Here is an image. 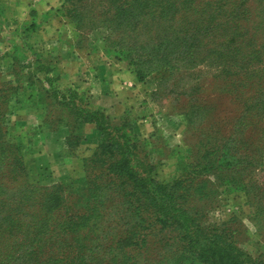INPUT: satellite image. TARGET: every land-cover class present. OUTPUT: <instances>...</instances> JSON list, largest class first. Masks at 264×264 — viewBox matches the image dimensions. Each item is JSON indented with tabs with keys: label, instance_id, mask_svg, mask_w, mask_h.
Instances as JSON below:
<instances>
[{
	"label": "rangeland",
	"instance_id": "1",
	"mask_svg": "<svg viewBox=\"0 0 264 264\" xmlns=\"http://www.w3.org/2000/svg\"><path fill=\"white\" fill-rule=\"evenodd\" d=\"M219 1V8L239 17L253 38L250 43L245 40L240 56L249 57L253 53V59L260 55L261 66L250 72L248 80L239 75L227 76L218 65L219 59L215 63L192 65L191 59L184 58L175 63L180 68L173 73L161 66L157 68L160 71L153 70L157 64L144 55V48L150 47V40L161 29L152 27L145 34H141L142 27L131 31V25L116 16L122 11L127 13V8L122 6H132L129 0H121L113 16L107 13L106 0H0V171L8 166L7 173L14 174L13 156H17L19 167L22 159L28 174V178L22 175L16 182L6 176V184L13 182L20 191L14 196L11 193L2 196L21 205L19 212H14L18 218L40 224L38 232L45 238L55 235L53 224H64L56 230V236L67 234L72 215H81L86 210L65 204L53 209L48 196L53 191L63 195L58 189L62 185L70 198L79 201L91 183L92 187L103 190L101 202L105 203L106 215L99 224L100 232L90 227L78 231L79 249L107 250L111 254L123 248L127 251L131 248L126 244L117 246L116 238L142 234L149 236L148 256L154 250L163 255L160 264H210L194 257L189 248L175 241L184 233L180 227L168 225L161 229V223L150 227L160 209L154 211L151 202L148 205L144 198L139 202L133 199L130 194L134 191L109 174L111 164L125 156L131 161L134 174L149 183L152 181L154 187H168V192L179 187L170 201L172 206L167 201L164 207L171 212L175 204L176 209L187 213L188 226L192 232L199 233L202 247L209 244L206 249L211 245L228 249L240 255L244 264H264V157L261 155L264 154V107L256 116L262 123L256 120L257 124L255 121L250 125L252 121L247 113L241 120L239 117L244 113L242 105L246 99L256 95L262 96L260 102H264V0ZM111 20L122 23L115 29ZM228 35L226 32L225 36ZM243 40L240 38L238 42ZM74 54L128 62L133 69L146 74L142 85H136L138 93L144 91L146 98L142 101L136 96L133 107L127 109L126 122L116 119L103 122V136L107 135L105 151L110 157L105 158L103 165L91 161L99 148L92 152L88 146L76 147L72 153L79 151L87 156L85 162L80 167L70 165L69 176L62 178L48 151L35 149L26 157L25 142L12 139L5 132L13 128L15 136H20L19 133L38 122V111L45 106L47 113L60 120H52V127L58 129L55 132L68 136L84 134L75 112L86 101L83 98V105H78L72 96L74 90L83 92L84 79L71 77L65 83L60 78L56 83V75L48 71L71 65ZM38 91L42 101L30 105V97L38 96ZM59 102L76 108H57ZM122 137L131 141L130 148L116 149L117 145H126ZM101 140L100 134V146ZM17 146H20L18 150ZM224 158H228L226 163L232 162L228 168ZM256 158L259 166L253 167L250 162ZM64 167L69 165L66 163ZM70 198L67 200L72 201ZM160 198L162 194L154 204L163 203L159 202ZM144 207L151 211L143 212ZM144 218L147 220L142 223ZM73 222L77 220L73 218ZM65 237L71 239L69 235ZM31 252L25 244L16 256L18 263L34 258ZM45 255L40 254L41 258ZM136 260L138 264H150L143 255Z\"/></svg>",
	"mask_w": 264,
	"mask_h": 264
},
{
	"label": "trees",
	"instance_id": "2",
	"mask_svg": "<svg viewBox=\"0 0 264 264\" xmlns=\"http://www.w3.org/2000/svg\"><path fill=\"white\" fill-rule=\"evenodd\" d=\"M120 1L121 0H106V3H108L107 13L110 15L112 13V16L115 15L117 10H119L118 6ZM129 1L131 2L130 4H132V6H122V8H127V13L122 11L120 12V15L116 16H118L121 21H124L129 26L131 25V31L137 27V29L142 27L141 34H145V32L151 30L152 27H158V29H161L154 36L155 38L150 40V47L146 49L144 48V55L148 57L152 63L157 64V67H155L153 70H156L161 66L171 70L173 73V70H178V68H180L177 67L175 63L177 61H181L184 58L191 59L192 65H198L199 63L205 64L207 62L215 63L217 59H219L218 65L224 68L223 72L227 76L229 75L235 77L239 75L248 80V75L250 72L258 69L259 66H261L262 62L261 60H258L260 56L259 54H257V56L253 59L251 58L254 55L253 53L249 54V57L240 56V48L243 47L245 40L249 41L250 43L253 38L249 36L250 34L247 28L242 25L239 17H234L227 11L223 12L221 7L219 8L221 3L219 0ZM227 3L229 7L232 6L230 2ZM232 11L233 10H230V12ZM120 23L122 22H118V20H111V24L113 27H115V29H118ZM179 28L180 30H177ZM202 28L204 32L202 31ZM226 32H229L227 37L225 36ZM240 38L244 39L243 42H238ZM237 43L240 46H238ZM237 46L239 48H237ZM216 54L218 55L217 58ZM48 71H52L56 75V83L59 82L60 78H63L61 75L62 71L59 68H56L55 70L48 69ZM156 71L160 70L157 69ZM135 72L140 82H144L146 80V74H143V72L140 70H135ZM48 78L50 77L48 76ZM72 96L75 101L78 102V105H83V98L86 101V105L76 109L75 112V116L78 120H80L79 122L82 126L81 131L84 130V126L86 124L92 123L96 125L97 130L102 135L101 146L98 145L92 150L93 152L99 148L97 151L98 154L91 161L93 163L103 165L105 158H110L108 157V153L105 151L104 142L107 138V135L103 136V122L108 121V119H116L119 120V122H126V119L125 117L120 119L112 118L106 113L105 110L94 109L89 102V98L84 92L74 90ZM29 100L31 103L30 105H33L36 102H41L42 96L40 91H38V96L30 97ZM260 100H262V96L256 97V95L252 97V99H246L242 105V111L244 113L240 114V120L246 113L250 114V121H252V124L250 125H253L257 120L256 116L258 115V111L264 107V102H260ZM56 107H65L67 109L71 107L76 108L75 105L69 107V104L62 102L57 103ZM38 113L43 118V124L40 126L26 129L21 134L19 133L20 136L18 137L15 136L16 133L13 128H11L10 131L5 132L6 136L9 133L10 138H19L25 142L26 152L24 155H26V157L32 154L34 147L40 143L42 135L47 132L50 133L58 130L54 127V125L52 127V124L54 120H60L53 118L49 113H47L45 111V106H42ZM240 120L238 124L241 123ZM257 121H260L261 123L263 122L262 119ZM83 139V133L75 136H69L68 146L70 151L74 150L76 147L79 148ZM122 140H126V145H117L116 149L130 148L128 142L131 141L126 139V137H122ZM19 148L20 146H17L16 149L18 150ZM24 155L23 160H25ZM261 155L264 157L263 153ZM13 157L14 166L12 169L15 168L13 170L14 174L10 175L7 173L9 170L8 166L6 170L0 171V264H138L136 259L139 255L147 257L148 261H150V264H160V262H162L161 258L163 255L159 251L156 252V250H154V254L152 256H148L150 251V249L147 247L149 243V236L142 234H136L138 235L137 237L135 235H127L122 239L120 238L121 236H118L114 243L117 246H123L126 244V247L128 245L131 250L126 251V249L123 248L118 253L116 251L114 254H111L110 252L108 253L107 250H81L78 248V240L76 237L78 231L90 227V230L93 229L94 232H100L102 227H100L99 224L103 221L104 216L106 215L104 209L105 203L101 202L103 199V190L101 187H92L93 185L91 183L90 185L86 186L87 188L84 192V196H82V199L79 201L74 199V197L70 198L69 193L63 190L62 185H60L58 189L65 197L63 202V195H59L55 191H53L48 196L50 205L53 209H58L65 204L71 206L72 208L75 207V209H84L86 212L77 216L72 215V218H70L71 223H69L70 229L67 234L56 236V230L63 228L64 224L61 226L53 224L52 226L55 235L45 238L43 233L38 232V229L41 228L40 224H35L32 220H28L26 218L20 219L18 218V215L14 214V212L17 213L19 212V209L22 208L17 201L10 202L8 197L2 196L3 194L7 193H11L12 196H14L20 191L19 188L13 184V182H11V184H6V176H10L11 179H14L12 180L14 182H16L15 180H20V176L22 175L23 178H28V174H26V168L22 166V159L21 167H19V163L16 159L18 158L20 160V158L17 156ZM257 158L255 160L252 159L250 162L253 167L259 166V164L258 166L256 165ZM227 159L228 158H224L223 162L226 163ZM228 163L231 164L232 162H227L225 164L226 167L229 166ZM130 164L131 161H129L124 156L123 158H120L111 164V168L109 167L111 172L109 174L112 175L116 181L121 182L122 186H127V188L134 191L132 194H130L132 195L133 199L139 202L142 198H144L148 202V205L151 202L150 206L154 207V211L156 208L160 209V211L157 212V220L152 222L150 227L151 225L155 226L156 224L160 223L163 224L161 229H164L168 225H174L176 226L175 228L180 227L184 233L183 235L180 234L181 236L179 235L177 238H175V241H179L185 247L189 248L194 257L200 258L202 261L207 263L244 264L240 255L233 253L228 249L222 247L217 248L214 245H211L208 249H206L209 244L202 247L198 240L197 234L199 233L192 232L188 226L189 220L187 213L176 209L175 204H173L171 212L167 210L166 207H164V202L166 204L167 201H169L168 204H171L172 206L170 201L174 199V194L178 191L179 187L175 186L174 188H170L169 192L168 187L160 185H156L154 187L152 185V181L149 183L145 178H142V176L138 177V175L134 174L133 167L131 168ZM259 171L261 170L259 169ZM262 189H264V187ZM99 190L101 193H99ZM160 194L163 195V198H160L159 202L163 203L158 205L154 204L156 203V197ZM68 198H70L72 201L67 200ZM136 207L140 208L141 205H137ZM142 211L150 212L151 210H149L147 207H144L142 208ZM73 218L77 220V223L73 222ZM169 219H174V221ZM146 220L147 219L144 218L142 223H145ZM18 233H21V235ZM68 235L71 239H67L65 237ZM213 238L216 239L218 237L214 236ZM25 244L28 249L32 250L31 254L34 255V258L28 262L18 263V258H16V256L21 253L22 247ZM232 250L234 251V249ZM41 253H47V255H45L46 257L41 258ZM151 258L153 259L152 262L150 260Z\"/></svg>",
	"mask_w": 264,
	"mask_h": 264
},
{
	"label": "crops",
	"instance_id": "3",
	"mask_svg": "<svg viewBox=\"0 0 264 264\" xmlns=\"http://www.w3.org/2000/svg\"><path fill=\"white\" fill-rule=\"evenodd\" d=\"M71 65L62 67L63 81L67 78H83L82 91L89 98L94 109L105 110L112 118H124L128 108L133 107L138 99L144 101L146 93H138L136 85H142L135 70L126 61L113 60L106 56L75 55L70 59ZM138 93V95L136 94ZM37 123L30 128L43 124V118L38 115ZM99 131L95 124L89 123L84 126V139L79 148L88 146L95 149L99 144ZM69 136L63 132H50L42 135L40 143L34 147L38 150L48 151L51 158L59 166V174L62 178L69 176L70 165L84 164L87 156L72 153L68 146ZM69 165L64 167L65 164Z\"/></svg>",
	"mask_w": 264,
	"mask_h": 264
}]
</instances>
